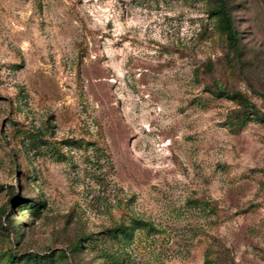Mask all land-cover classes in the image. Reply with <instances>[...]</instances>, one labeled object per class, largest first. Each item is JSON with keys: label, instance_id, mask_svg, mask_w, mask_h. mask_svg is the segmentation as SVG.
<instances>
[{"label": "rangeland", "instance_id": "1", "mask_svg": "<svg viewBox=\"0 0 264 264\" xmlns=\"http://www.w3.org/2000/svg\"><path fill=\"white\" fill-rule=\"evenodd\" d=\"M214 2L0 0V264H264V0L241 54Z\"/></svg>", "mask_w": 264, "mask_h": 264}, {"label": "trees", "instance_id": "2", "mask_svg": "<svg viewBox=\"0 0 264 264\" xmlns=\"http://www.w3.org/2000/svg\"><path fill=\"white\" fill-rule=\"evenodd\" d=\"M213 6L209 9V13L212 16H216L218 18V26L220 30L225 34L228 46L230 49L234 50L237 54H241L240 50V36L235 27V20L233 18L231 7L228 3V0H214ZM218 93L220 95H229L233 98H237L242 102H247V97L241 92H233L228 93L226 91H222L218 89ZM39 203H31L32 209L35 211L38 210ZM115 231L122 230L124 231V227L115 228ZM113 230V231H114ZM83 239H79L76 242V247H80ZM48 257L49 255H39L34 254L32 252L24 254L23 256H18L13 247H9L4 253L3 264H40V262L44 259L43 257Z\"/></svg>", "mask_w": 264, "mask_h": 264}]
</instances>
